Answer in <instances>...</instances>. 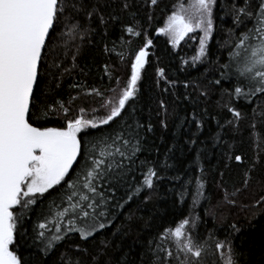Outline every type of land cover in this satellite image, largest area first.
<instances>
[{
    "label": "trees",
    "instance_id": "obj_1",
    "mask_svg": "<svg viewBox=\"0 0 264 264\" xmlns=\"http://www.w3.org/2000/svg\"><path fill=\"white\" fill-rule=\"evenodd\" d=\"M185 2L83 0L84 11L76 17L79 30L56 34L35 87L31 115L36 121L42 107H51L39 120L47 127L66 125L81 109L86 118L95 114L103 97L126 86L136 54L151 41L136 95L116 123L101 128L109 132L121 122L133 127L138 122L143 126L141 150L127 182L102 209L105 228L86 240L76 231L62 233L64 238L45 251L47 240L38 236L36 225L44 222L56 191L37 194L28 209H13L23 216L14 250L27 264H140L149 241L158 243L166 229H175L184 219L195 221V227L190 223L186 229L205 245L203 264H221L215 245L225 238L240 254L239 264H264V95L237 97L235 66L224 75L239 36L247 30L234 23L235 10L245 0H216L213 32L199 59L194 58L200 50L188 43L175 48L160 32L171 12ZM129 27L139 35L129 33ZM92 89L102 95L88 94ZM229 108L241 113L238 120ZM148 168L157 173L151 188L142 186ZM165 244L175 255L174 238Z\"/></svg>",
    "mask_w": 264,
    "mask_h": 264
},
{
    "label": "snow or ice",
    "instance_id": "obj_2",
    "mask_svg": "<svg viewBox=\"0 0 264 264\" xmlns=\"http://www.w3.org/2000/svg\"><path fill=\"white\" fill-rule=\"evenodd\" d=\"M215 3L216 0H191L188 14L181 6V11L173 13L160 32L178 43L194 29H200L203 32L200 51L194 58L199 59L213 32ZM83 11V0H0V264H27L14 250V245L19 243L17 223L23 216H17L13 209L17 206L28 209L36 203L37 194L42 197L50 190L56 191L49 201L44 222L36 225L38 236L47 240L45 251L64 238L62 233L76 231L86 240L93 232L105 228L100 220L106 215L102 209L109 197L115 199L117 190L127 182L141 150L143 126L138 122L135 127L121 122L109 132L101 128L116 123L126 103L136 95L150 40L136 54L126 86L118 96L101 105L107 110L106 115L86 118L81 109V115L68 119L66 125L47 127L39 120L53 109L49 107L45 111L42 107V115L36 121L31 118L35 87L56 34L63 36L78 31L80 23L76 17ZM241 17L250 21L251 27ZM234 23L237 27L244 25L247 30L239 36L229 64L224 66V75L228 76L235 66L238 83L233 91L237 97L264 95V0H256L255 5L245 0L244 6L235 10ZM127 31L139 35L131 27ZM88 94L102 95L95 89ZM60 108L67 115L68 109L62 103ZM229 111L237 120L240 118V112L232 108ZM91 129L99 134L92 135ZM236 159L239 161L241 157ZM142 175V186L153 187L156 171L148 168ZM140 190L136 188L137 193ZM190 223L195 227V221L184 219L175 229H166L158 243L149 241V248L141 253L140 264H203L205 245L197 243L187 232ZM170 238L175 240V255L165 244ZM215 249L221 253V264H239L240 254L229 239L218 241Z\"/></svg>",
    "mask_w": 264,
    "mask_h": 264
},
{
    "label": "rangeland",
    "instance_id": "obj_3",
    "mask_svg": "<svg viewBox=\"0 0 264 264\" xmlns=\"http://www.w3.org/2000/svg\"><path fill=\"white\" fill-rule=\"evenodd\" d=\"M191 3V0H186L183 8L185 9V12H188V6ZM181 9L176 10L175 12H171V14L167 17V19L165 20L164 23V27L167 25L168 19L169 17L176 12H180ZM188 14V13H187ZM172 42L173 47H177L179 44H189V46H193L194 48H197L198 50H200V38L203 36V32L200 29H194V31L188 33L187 35L184 36V38L182 40H179V42H175L173 39L170 38V36L166 33H164ZM209 40V38H208ZM207 40V41H208ZM145 64V63H144ZM124 88V86H120V88H118L119 90L113 94H110L108 96L103 97L101 103L99 104V108L97 109V112L95 114H92L90 116H88L87 118H92L93 116L95 117H100L103 115L107 114V110L102 108L101 105L104 103L105 100L112 98L113 96H118L119 92Z\"/></svg>",
    "mask_w": 264,
    "mask_h": 264
}]
</instances>
